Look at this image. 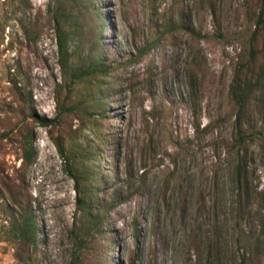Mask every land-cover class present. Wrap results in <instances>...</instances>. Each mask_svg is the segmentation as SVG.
<instances>
[{
    "label": "rangeland",
    "instance_id": "374dc122",
    "mask_svg": "<svg viewBox=\"0 0 264 264\" xmlns=\"http://www.w3.org/2000/svg\"><path fill=\"white\" fill-rule=\"evenodd\" d=\"M26 1L0 0V135H9L0 139V264L70 263L69 232L81 217L68 173L74 159L66 162L52 136L67 149L82 146L90 158L101 155L107 187L124 183L137 192L112 214L105 264H242L246 250L251 264H264V247H255L264 149L257 137L240 152L231 95L250 62L261 0H100L112 72L101 90L76 85L69 97L84 101L81 112L50 128L30 114L55 118L67 93L58 87L51 0H30L28 11ZM30 19L36 43L20 23ZM261 64L258 58L255 69ZM104 96L106 107L98 100ZM104 108L108 118L99 113ZM28 131L35 161L27 168ZM241 159L251 186L246 198L237 181ZM9 189L37 216L34 262L31 249L8 233Z\"/></svg>",
    "mask_w": 264,
    "mask_h": 264
},
{
    "label": "trees",
    "instance_id": "16d2710c",
    "mask_svg": "<svg viewBox=\"0 0 264 264\" xmlns=\"http://www.w3.org/2000/svg\"><path fill=\"white\" fill-rule=\"evenodd\" d=\"M27 0L25 10L31 9ZM47 13L56 35L59 50V65L62 81L58 85L65 90L66 96L58 99V114L55 118L30 114L34 122L41 127H57L63 119L80 111L84 101L73 102L69 94L76 85H92L101 90L105 85L106 78L111 74V68L107 65L108 44L105 38L107 33V17L104 15L102 1L100 0H51ZM32 20L20 22L25 29V37L29 42L36 43L38 35L31 33ZM256 32L251 40L250 62L245 63L235 76L231 95L237 107L236 113V145L241 151L247 141L259 137L264 149V0H261L260 11L256 21ZM261 39V47L258 49L255 43ZM147 51V50H146ZM261 59L262 64L255 69V62ZM260 99V100H259ZM98 100L103 106L108 105L106 97ZM88 102V100H85ZM96 102V101H95ZM31 104V99L28 105ZM255 106V110L254 108ZM100 107H103V106ZM107 109L100 111L101 117L108 118ZM261 123L262 125L260 126ZM53 137L60 155L69 162L74 159V164H68V173L75 181L77 193V209L81 217L76 218L74 227L69 232L70 238V263L69 264H100L108 260V252L114 242L109 241L111 234L112 214L121 205L129 202L135 195L126 184H117L107 187L108 181L105 176L107 168L103 167L104 160L101 155L84 153L82 146L75 144L67 149L61 137ZM9 138L8 133L0 135V139ZM25 167H30L35 161L34 135L32 132H23ZM70 153V154H69ZM88 156L85 158V156ZM97 158V159H96ZM106 161L110 160L105 157ZM88 161V162H87ZM109 167L110 165H105ZM248 164L242 159L237 166V181L241 197L251 194L249 183ZM11 204L8 210L11 215L8 230L11 239L20 245L31 249L32 254L38 246L39 224L35 212L30 205H21L19 196L9 189ZM0 197L3 194L0 192ZM2 199V198H1ZM264 210V195L262 201ZM258 249L264 247V213L259 234L255 241ZM246 249V248H245ZM25 260H20L23 263ZM254 257L246 250L242 264H251Z\"/></svg>",
    "mask_w": 264,
    "mask_h": 264
}]
</instances>
